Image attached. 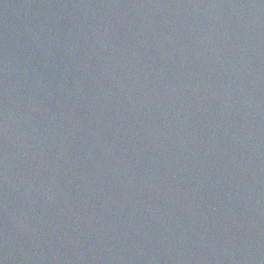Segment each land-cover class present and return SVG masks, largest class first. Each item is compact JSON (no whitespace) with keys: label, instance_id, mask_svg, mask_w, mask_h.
I'll list each match as a JSON object with an SVG mask.
<instances>
[{"label":"water","instance_id":"1","mask_svg":"<svg viewBox=\"0 0 264 264\" xmlns=\"http://www.w3.org/2000/svg\"><path fill=\"white\" fill-rule=\"evenodd\" d=\"M0 264H264V0H0Z\"/></svg>","mask_w":264,"mask_h":264}]
</instances>
